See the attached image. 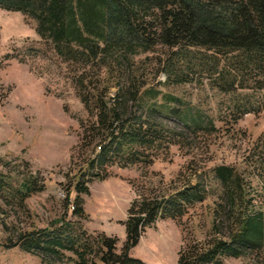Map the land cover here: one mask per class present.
<instances>
[{
    "label": "rangeland",
    "instance_id": "1",
    "mask_svg": "<svg viewBox=\"0 0 264 264\" xmlns=\"http://www.w3.org/2000/svg\"><path fill=\"white\" fill-rule=\"evenodd\" d=\"M35 28L36 22L19 12L0 9V173L14 188L34 178L37 190L24 207L17 200L0 199V264H72L15 245L20 235L60 219L91 236L115 237L120 249L125 240L122 222L139 195H169L198 183L207 191L205 201L180 220L157 219L130 251L145 264H177L185 244L227 239L218 206L221 186L212 173L220 165L241 174L253 207L264 215L261 93L239 89L224 94L196 74L178 83L164 68L169 52L160 46L136 56L133 69L146 85L141 106L129 103V111L131 117L153 122L159 140L148 163L121 166L117 161L92 169L87 164L102 143H92L81 124L88 127L93 118L76 95L71 72L43 46ZM118 75L113 72V78ZM245 108L253 111L244 113ZM77 183L87 192H79ZM76 198L81 216L71 215ZM213 222L218 227L214 232ZM221 264H264V248L241 258L222 257Z\"/></svg>",
    "mask_w": 264,
    "mask_h": 264
},
{
    "label": "trees",
    "instance_id": "2",
    "mask_svg": "<svg viewBox=\"0 0 264 264\" xmlns=\"http://www.w3.org/2000/svg\"><path fill=\"white\" fill-rule=\"evenodd\" d=\"M0 9L35 21L43 46L71 72L76 95L93 118L81 128L92 143H102L87 164L92 169L117 161L121 166L149 162L159 140L156 125L131 117L128 104L141 106L146 85L137 80L135 57L159 46L169 52L164 68L178 83L196 74L221 93L250 89L264 97V0H0ZM113 72L119 75L113 78ZM111 89L115 92L107 98ZM261 146L264 153V139ZM212 173L221 186L218 206L227 239L187 243L178 252L177 264H221L222 257L241 258L264 248V215L253 207L241 174L224 165ZM78 184L79 192H87ZM35 186L31 178L14 188L0 173L2 200H17L24 207ZM206 197L198 183L169 195H139L122 222L125 240L120 249L115 237L91 236L65 219L20 235L15 245L72 264H145L130 255L145 229L157 219L180 220ZM82 214L76 198L71 215ZM217 229L213 222L212 231Z\"/></svg>",
    "mask_w": 264,
    "mask_h": 264
}]
</instances>
